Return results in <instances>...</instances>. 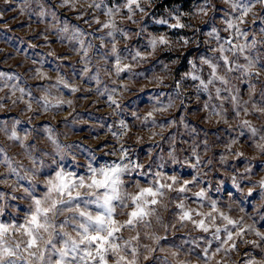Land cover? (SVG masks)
<instances>
[{
    "label": "clouds",
    "instance_id": "obj_1",
    "mask_svg": "<svg viewBox=\"0 0 264 264\" xmlns=\"http://www.w3.org/2000/svg\"><path fill=\"white\" fill-rule=\"evenodd\" d=\"M0 264H264V0H0Z\"/></svg>",
    "mask_w": 264,
    "mask_h": 264
}]
</instances>
